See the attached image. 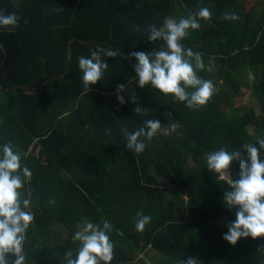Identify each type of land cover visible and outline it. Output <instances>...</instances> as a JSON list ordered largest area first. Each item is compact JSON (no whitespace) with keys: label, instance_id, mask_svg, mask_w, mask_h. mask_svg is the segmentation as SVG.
I'll use <instances>...</instances> for the list:
<instances>
[{"label":"trees","instance_id":"16d2710c","mask_svg":"<svg viewBox=\"0 0 264 264\" xmlns=\"http://www.w3.org/2000/svg\"><path fill=\"white\" fill-rule=\"evenodd\" d=\"M247 1L0 0V11L20 18L15 28L0 27V154L11 143L32 173L21 190L34 217L23 245L25 264H54L60 253L59 264H67L65 253L75 259L80 247L75 232L87 222L102 227L105 220L112 225L110 264H179L189 256L202 264H264V238H242L235 246L223 239L235 220V209L223 203L231 189L203 159L220 148L246 156L244 145L259 147L264 138V3ZM202 7L211 19H200L201 30L189 29L181 43L201 53L205 70L198 75L214 85L210 104L188 109L150 85L141 89L134 68L117 53L102 52L108 69L84 92L80 56L98 46L128 56L151 53L163 44L149 42L148 25L160 27L166 17H188ZM225 13L239 19L225 20ZM71 39L77 41L69 62ZM249 71L258 79L252 87L256 105L236 114L232 92L239 93ZM120 84L135 92L136 104L118 103ZM146 119L159 120L162 128L137 155L127 149L121 128L135 131ZM173 123L179 125L175 132ZM230 172L239 178L237 162ZM138 214L151 217L142 232L135 228ZM56 227L66 237L56 239ZM151 251L157 255L149 262L144 254ZM8 259L11 264L14 257Z\"/></svg>","mask_w":264,"mask_h":264},{"label":"clouds","instance_id":"9594fccd","mask_svg":"<svg viewBox=\"0 0 264 264\" xmlns=\"http://www.w3.org/2000/svg\"><path fill=\"white\" fill-rule=\"evenodd\" d=\"M211 16L212 12L202 7L187 18L177 21L166 17L160 27L148 25L146 32L149 42L160 41L163 47L151 53H129L128 59L135 60V83L141 89L150 85L159 94L172 96L184 103L188 109L204 106L214 93V85L211 80L198 75V70H205L201 53L185 48L181 41L188 35L189 29L201 27L200 19L207 21ZM19 19L16 13L5 14L0 11V27L15 28ZM223 19L237 20L239 17L235 13H225ZM102 52L110 55L104 50H95L89 57L78 58L85 93H89L91 86L103 79L108 69ZM207 70L212 71V66L209 65ZM126 92L128 101L125 100ZM115 94L121 106L127 102L137 103L135 92L128 90L124 84L117 85ZM141 110L139 106L134 109L137 114ZM167 116L170 119L172 114L169 112ZM161 128L159 120L146 119L135 131L122 127L121 135L126 139L127 149L139 155L146 148L145 141L152 140ZM170 128L171 132H175L179 125L173 123ZM257 144L259 147L250 143L244 145L246 156L239 150L228 151L225 148L203 154L208 171L214 174L216 180L226 182L231 189L224 192L223 203L229 210L235 209V220L227 225L228 230L223 234V239L232 246L242 238H264V160L260 158L264 138L258 139ZM13 149L11 143H5L0 154V264H9V255L14 257L11 264H25L23 245L27 229L34 218L28 210L31 200L22 197L21 192L32 173L28 167L21 166V156ZM233 162L239 165V178L236 180L231 178L230 172ZM50 203L54 204L55 201ZM150 222V216L138 214L135 228L142 232ZM111 229L112 225L107 220L102 227L91 222L85 223L72 237L74 242L80 243V247L75 259L71 251L65 253L67 264H110L114 258V245L108 235ZM179 264H202V261L189 256L179 261Z\"/></svg>","mask_w":264,"mask_h":264},{"label":"rangeland","instance_id":"374dc122","mask_svg":"<svg viewBox=\"0 0 264 264\" xmlns=\"http://www.w3.org/2000/svg\"><path fill=\"white\" fill-rule=\"evenodd\" d=\"M249 1L250 0H248L247 3L249 5H251V3ZM259 1H262L264 3V0H259ZM256 5H258V3ZM261 11L262 10H260V12ZM180 18H187V16L184 15L183 13H177V15L173 19H176L178 21ZM189 32L190 31L188 30V33ZM245 70L246 69H244L243 72ZM249 72H250L249 78H245L244 79L242 77V79L244 81L243 82L244 84L241 85L239 93L238 92H232V94H236V95L232 96V99L235 98L234 99V109L233 110H234V112L236 114H238L240 111H242V112L246 111L247 107H252L253 105H256L255 104V101H254V98H253L254 88H252V87H253L255 81L258 80V79L255 78V75H253V72L252 71H249ZM246 81L249 83L250 86H248L247 84H245ZM127 89L130 90V91H133L130 87H127ZM236 96H239V97H236ZM208 104H210V100H208V102L205 104V106H207ZM144 113H145V111L142 114H144ZM195 166H196V163H195ZM195 166H193V167H195ZM171 194H173V192H171L170 195ZM66 235H67L66 232H64V230L61 229V228H59V227H56L55 230H54V232H53V236L56 239H63V237H66ZM192 241L194 243V240H192ZM187 243L190 246V242L188 241ZM155 255H157V253L154 252V251H151V252H148V253L144 254V257L149 262H151L152 258L155 257ZM61 256H62V253H60L59 254V257L57 259H55L54 264H59V262L64 258V257L61 258ZM59 258H61V259H59ZM61 264H63V263H61Z\"/></svg>","mask_w":264,"mask_h":264},{"label":"water","instance_id":"95a60500","mask_svg":"<svg viewBox=\"0 0 264 264\" xmlns=\"http://www.w3.org/2000/svg\"><path fill=\"white\" fill-rule=\"evenodd\" d=\"M182 4H183V7H184L185 9H187L186 5H185L184 3H182ZM199 29L201 30V27H200ZM75 41H77V39H71L70 42H69V44H68V61H69V62H70V60H71V58H72V45H73V43H74ZM81 42L86 43V44H89L88 42H84V41H82V40H81ZM184 44H185V45H184ZM184 44H183V46L186 48L187 45H188V43H184ZM98 48H99L100 50H104V52H106V53H117V54L122 55L125 59H127V60L129 61V63L131 64V66H132V68H133V65H134L135 63H133L131 59H128V55L124 54L123 52H121V51H117V50H110V49L104 48V47H102V46H98ZM65 75H66V74H63V75L58 76V77L51 78V79H49L48 81H46L41 87L32 88V90H39V89H41L42 87H44V86H46V85H48V84H50V83H52V82H55V81H57V80L62 79L63 77H65ZM188 163H189V167H190V168H193V166H195V162L193 161V159H192L191 156L188 158Z\"/></svg>","mask_w":264,"mask_h":264}]
</instances>
